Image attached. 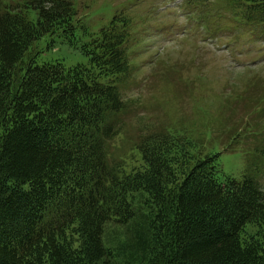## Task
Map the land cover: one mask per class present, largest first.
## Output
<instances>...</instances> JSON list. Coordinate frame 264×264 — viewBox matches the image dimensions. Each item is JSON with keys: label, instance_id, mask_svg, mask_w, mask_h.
Returning a JSON list of instances; mask_svg holds the SVG:
<instances>
[{"label": "trees", "instance_id": "trees-1", "mask_svg": "<svg viewBox=\"0 0 264 264\" xmlns=\"http://www.w3.org/2000/svg\"><path fill=\"white\" fill-rule=\"evenodd\" d=\"M231 1L264 23V0ZM210 6L197 3L204 21ZM116 19L82 45L88 65H40L46 37L89 34L75 1L0 0V264H264V188L250 171L225 175V145L167 127L116 161L130 111L116 84L128 21ZM243 128L232 146L264 142L263 125Z\"/></svg>", "mask_w": 264, "mask_h": 264}, {"label": "rangeland", "instance_id": "rangeland-1", "mask_svg": "<svg viewBox=\"0 0 264 264\" xmlns=\"http://www.w3.org/2000/svg\"><path fill=\"white\" fill-rule=\"evenodd\" d=\"M74 1L89 34L79 30L73 45L56 38L51 48V38L46 37L37 45V60L40 65L55 61L67 67L88 65L81 47L90 35L116 17L128 21L125 48L130 69L116 84L130 111L118 154L114 151L116 161L136 159L133 148L141 136L172 127L225 145L220 157L225 175L240 180L244 170L250 171L264 188L262 136H241L244 125L253 132L264 126V106H255L252 100L264 97L262 26L240 22L231 0H210L205 25L197 23L198 14L183 5L185 0ZM232 132L241 133L235 147ZM255 146L262 149L259 155L251 152Z\"/></svg>", "mask_w": 264, "mask_h": 264}]
</instances>
